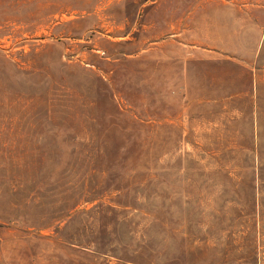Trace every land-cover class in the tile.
<instances>
[{
	"label": "rangeland",
	"instance_id": "obj_1",
	"mask_svg": "<svg viewBox=\"0 0 264 264\" xmlns=\"http://www.w3.org/2000/svg\"><path fill=\"white\" fill-rule=\"evenodd\" d=\"M0 264H264V0H0Z\"/></svg>",
	"mask_w": 264,
	"mask_h": 264
}]
</instances>
